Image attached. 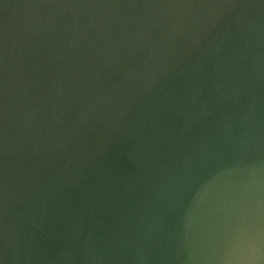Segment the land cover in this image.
Here are the masks:
<instances>
[{"label": "water", "instance_id": "obj_1", "mask_svg": "<svg viewBox=\"0 0 264 264\" xmlns=\"http://www.w3.org/2000/svg\"><path fill=\"white\" fill-rule=\"evenodd\" d=\"M0 264H264V0H0Z\"/></svg>", "mask_w": 264, "mask_h": 264}]
</instances>
